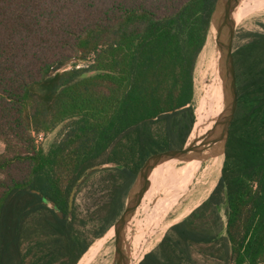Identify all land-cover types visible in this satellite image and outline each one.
I'll return each instance as SVG.
<instances>
[{
	"label": "trees",
	"instance_id": "1",
	"mask_svg": "<svg viewBox=\"0 0 264 264\" xmlns=\"http://www.w3.org/2000/svg\"><path fill=\"white\" fill-rule=\"evenodd\" d=\"M214 2L0 0V264H76L145 159L186 143ZM241 37L216 184L137 264L264 262V31ZM96 170L106 201L83 213L73 196L69 209Z\"/></svg>",
	"mask_w": 264,
	"mask_h": 264
},
{
	"label": "rangeland",
	"instance_id": "2",
	"mask_svg": "<svg viewBox=\"0 0 264 264\" xmlns=\"http://www.w3.org/2000/svg\"><path fill=\"white\" fill-rule=\"evenodd\" d=\"M235 12L241 13V19L235 24L233 49L243 41V33L264 31V0H239ZM85 64L77 63L78 66ZM71 66L72 63H69L66 67ZM193 90L195 122L186 143L198 139L200 132L210 127L225 103L219 52L212 28L196 59ZM61 128L62 126H58L46 135L40 133L36 137L37 143L47 147L59 138ZM199 160L197 168L187 171L179 168L182 162L169 160L161 172L152 175L150 189L141 199L124 230V248L130 264L138 263L132 259L133 253L142 250L143 256L153 249L171 224L184 218L206 198L220 175L223 160L221 143L207 151L205 157ZM104 175L101 170L93 171L79 186L74 194L78 210L83 213L91 212L106 201L109 186L104 181ZM110 228H113L112 224L104 234L92 240L76 264L113 263L114 234H108ZM202 263L213 264L211 260L204 259Z\"/></svg>",
	"mask_w": 264,
	"mask_h": 264
},
{
	"label": "water",
	"instance_id": "3",
	"mask_svg": "<svg viewBox=\"0 0 264 264\" xmlns=\"http://www.w3.org/2000/svg\"><path fill=\"white\" fill-rule=\"evenodd\" d=\"M239 0H215L210 15V29L215 31V43L219 52V65L225 103L215 116L213 123L197 139L185 143L181 148H172L149 155L138 170L136 177L127 190L121 213L112 224L114 231V259L112 264H130L124 248V230L149 187V176L159 164L170 159L187 161L202 159L207 151L221 143L222 151L227 139L230 125L237 109L236 73L233 57V39L235 32L234 12ZM209 29V31H210ZM187 142V141H186ZM75 187L68 199L72 207Z\"/></svg>",
	"mask_w": 264,
	"mask_h": 264
},
{
	"label": "bare ground",
	"instance_id": "4",
	"mask_svg": "<svg viewBox=\"0 0 264 264\" xmlns=\"http://www.w3.org/2000/svg\"><path fill=\"white\" fill-rule=\"evenodd\" d=\"M241 19V13H238V12H235L234 13V20H235V24H237V22H239V20ZM199 122H200V119H199ZM206 127V126H205ZM204 129L200 132V136L204 133ZM199 132V131H198ZM199 136V137H200ZM215 158V157H214ZM182 162V164L180 165L179 168H181V170H184V171H187V169H190V168H197L198 167V164L200 162L199 159H192V160H187V161H181V160H177V159H173L171 160V162ZM174 164V163H173ZM164 164L163 165H160V166H157L153 169V171L151 172L150 176H149V181L151 183L152 181V175L155 173H159L161 172V169L163 168ZM150 186L151 184L149 185V188L145 191L143 197L145 196V194L148 192V190L150 189ZM142 197V198H143ZM108 234H114V231H113V228H110L109 231H108ZM142 258V250H140L139 252H135L132 254V259H134V261H139L140 259Z\"/></svg>",
	"mask_w": 264,
	"mask_h": 264
},
{
	"label": "crops",
	"instance_id": "5",
	"mask_svg": "<svg viewBox=\"0 0 264 264\" xmlns=\"http://www.w3.org/2000/svg\"><path fill=\"white\" fill-rule=\"evenodd\" d=\"M1 142V141H0ZM3 148H4V144L1 142L0 143V153L3 151Z\"/></svg>",
	"mask_w": 264,
	"mask_h": 264
},
{
	"label": "built area",
	"instance_id": "6",
	"mask_svg": "<svg viewBox=\"0 0 264 264\" xmlns=\"http://www.w3.org/2000/svg\"><path fill=\"white\" fill-rule=\"evenodd\" d=\"M257 264H264V262H259V263H257Z\"/></svg>",
	"mask_w": 264,
	"mask_h": 264
}]
</instances>
